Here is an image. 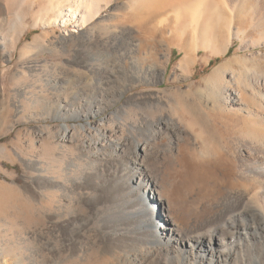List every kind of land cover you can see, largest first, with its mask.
<instances>
[{
    "label": "rangeland",
    "instance_id": "obj_1",
    "mask_svg": "<svg viewBox=\"0 0 264 264\" xmlns=\"http://www.w3.org/2000/svg\"><path fill=\"white\" fill-rule=\"evenodd\" d=\"M10 1L8 11L6 0H0V264H121L124 253L119 249L103 253L114 233L107 221L139 234L138 218L131 212L143 208L131 205L132 196L109 202L115 191L103 199L90 188L86 173L93 167L96 182L106 188L108 172L103 170L115 151L110 142L124 139L131 153L132 142L144 140L145 127L160 117L175 119L188 135L181 138L168 130L159 137L162 157L150 163L160 170L159 193L164 198L152 200L158 193L147 194V218L156 223L174 220L184 232L198 229L218 212L219 202L237 184L229 174L219 181L190 184L179 176L183 165L170 148L178 157L193 153L197 161H205V148L216 150L206 134L192 132L191 118L174 102L173 93L186 95L190 103H207L205 79L227 60H233L225 70L227 85H232L233 72L242 82L264 81V0H208L198 28L188 15L192 3H186L185 20H170L173 34L171 28L155 32L164 14L141 21L145 12L139 0H100L96 15L82 25L55 23L56 0ZM127 3L133 6L125 8ZM19 15L28 28L13 43L4 34L19 22ZM45 19L48 26L42 25ZM240 29L246 30V37L243 32L233 35ZM36 38L41 47L25 50ZM225 47V53L213 52ZM188 55L194 63L183 69L180 63ZM156 64L163 67L162 76ZM64 125L69 126L67 139ZM241 132L245 138L244 127ZM221 134L229 139L234 128L222 127ZM98 151L103 161L93 165L92 155ZM57 173L63 180L52 188L46 176ZM259 259L264 261V250Z\"/></svg>",
    "mask_w": 264,
    "mask_h": 264
},
{
    "label": "bare ground",
    "instance_id": "obj_2",
    "mask_svg": "<svg viewBox=\"0 0 264 264\" xmlns=\"http://www.w3.org/2000/svg\"><path fill=\"white\" fill-rule=\"evenodd\" d=\"M56 1L57 5L55 8L58 7V13L54 21L55 23L65 25L72 21H78L80 23L79 25H82L89 17L96 15L94 8L100 0H95V2L94 0ZM65 1L69 3L68 8H64L63 6ZM207 1L193 0L188 3L189 0H139L137 3L145 12L141 21H145V18L156 20L158 15L164 14L162 16L163 19L157 21L155 25L157 27L155 29L157 30L155 32L160 33L166 28H171L169 31L173 34L176 30L171 26L170 20L173 19L174 23L179 21L181 23L185 16L183 12L188 10L187 4L189 5L191 3L192 5H190L191 7L188 13L191 20L190 23L196 25L195 28H198V25L201 24L200 22L204 18L205 12H207L205 9ZM10 4L11 1L6 0L5 7L8 11L12 10ZM125 5V8H131L133 3H127ZM229 8L233 12L236 9V7L234 8L232 6ZM18 18L19 22L14 23L10 27L7 35L4 34L5 38L6 36L11 37L13 43L24 33L25 28H28L24 27L26 25L25 23V25L23 24L24 17L19 15ZM109 21L111 22V20ZM49 24L48 19L42 21L43 26H48ZM140 25L138 26L140 27ZM197 30L195 31L197 32ZM73 31L78 32L77 30ZM240 32H243L246 37L247 32L244 29L238 30L233 35H238ZM150 36L149 38H151ZM114 38L116 39V37ZM4 46L6 47V45ZM39 47L41 46L38 38H36L33 44H27L24 49L31 51ZM204 48L206 49L208 46L206 45ZM228 49L229 47H225L222 50H213V52L215 54H222L227 52ZM232 61L227 60L220 63L209 74L210 76L205 79L209 88L207 103L201 104L202 101L199 104L197 103L198 100L196 101L197 104L190 103L186 95L177 92L173 93L174 102L181 105L191 118L190 129L192 132L196 133V136L206 134L209 138L208 143L210 142L216 151H210L208 148L202 150L201 153L205 157V161L195 160L193 153H182L178 157L173 154L171 148L168 152L183 165V168L178 174L184 183L190 184L191 182L204 180H212V182L219 181L224 174H229L234 177V182H236L237 187L230 189L227 196L225 198L223 197L224 199L219 202L220 210L204 220L198 229L181 232L174 220L167 221L161 217L162 222L156 223L154 219H148L147 211L143 205L148 200L146 198L148 193H158V195L152 197V200L156 199L161 201L164 198V195L161 192L159 193L161 188V181L158 177L160 170H153L155 166L152 167V163H150L152 160L159 162L162 157V150L158 147L159 137L162 135L165 136V132L168 130L169 132H176L181 138L185 134L188 135V133L180 127L175 119L160 117L159 121H154L155 123L148 124L145 127L147 134L144 140L135 139L132 142L130 148L131 153H128L127 143L124 139H119L117 143L110 142L112 146H115V151L109 157L108 163L106 162L108 165L107 168L103 170V172H108V176L105 179L107 184L103 180L107 187L100 186L96 182L98 173L93 170V167L86 173L87 183L90 182V188L92 190L95 189L98 193L100 192L101 197L103 198L104 196L105 200L109 197V191H115L110 196L109 202L121 201L128 196H132L133 198L130 200L131 205L138 209L143 208L139 212H131L134 218H138L139 228L142 231L137 234V232L132 233L131 230L130 232L132 234H130L122 226V229H119L118 226L114 225V222L108 220V227H113L114 233L108 236L109 246L106 249L104 248V254L118 252L119 249L124 253V255H121V264L264 263L262 259H259V254L264 250V81L247 80L242 82L235 72H233L231 74L232 85H227L229 82L224 79L226 74L225 70L231 66ZM192 63H194V60L188 55L180 63V66L186 69ZM155 67L159 75L162 76L165 72L163 67L157 64ZM49 103L51 108H53L52 98L49 99ZM70 112L68 110L67 114ZM87 126L92 127V124L87 123ZM226 126L234 128V134L229 139L223 138L221 134V128ZM64 127L66 131L64 139H67L66 134L69 131V126L64 125ZM82 127L84 128L86 126ZM243 127L247 133L245 138L250 140L243 138L244 136L241 132ZM191 140L193 141V139ZM102 157L99 151L94 153V156L92 155V164L96 165L100 161H103ZM113 165L115 167L114 171H112L113 169L110 171ZM52 176H46V178L50 187L53 188L58 186L63 179L59 180L60 178L58 179L56 177H62L58 173L54 177ZM175 191L177 192L178 189L175 188L173 193ZM107 192L108 197L106 198ZM87 196L89 197V194ZM93 203L95 204V202ZM97 204H99V201ZM125 243L128 244L126 246L129 248L128 251L127 249L124 250Z\"/></svg>",
    "mask_w": 264,
    "mask_h": 264
}]
</instances>
